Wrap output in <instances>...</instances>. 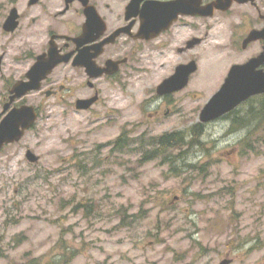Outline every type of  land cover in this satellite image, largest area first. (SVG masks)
Returning a JSON list of instances; mask_svg holds the SVG:
<instances>
[{"label":"rangeland","instance_id":"rangeland-1","mask_svg":"<svg viewBox=\"0 0 264 264\" xmlns=\"http://www.w3.org/2000/svg\"><path fill=\"white\" fill-rule=\"evenodd\" d=\"M59 2L45 0L47 19ZM13 3L23 0H0V22ZM11 42L0 33V52ZM217 45L206 46L190 80L186 108L193 122L219 88L223 67L227 72L253 51ZM13 62L9 54L0 74V110L10 74L26 66ZM157 78L145 75L143 83ZM66 82L64 100L40 92L24 97L38 117L20 140L0 149V264H264V123L245 143L246 129L212 122L202 147L173 148L169 162L163 155L143 162L153 139L175 129L138 123L150 118L139 91L99 79L100 101L76 111L79 90ZM263 100H255V111ZM121 134L124 143L116 146ZM28 149L36 161L26 159ZM184 149L186 159H177Z\"/></svg>","mask_w":264,"mask_h":264},{"label":"flooded vegetation","instance_id":"flooded-vegetation-1","mask_svg":"<svg viewBox=\"0 0 264 264\" xmlns=\"http://www.w3.org/2000/svg\"><path fill=\"white\" fill-rule=\"evenodd\" d=\"M60 1L62 4L59 2L50 20L47 19L48 4L45 0H23L22 4H11L0 22L1 35L14 43L13 46L11 42L9 46L1 47L0 74L6 67L9 54L15 65L23 66L22 62L26 65L10 74L12 82L6 85L1 109L9 101L12 86L17 81L27 80V72L38 56L47 58L55 50L62 55L68 54V60L53 67L41 80L39 90L14 100L10 107L29 105L24 97L34 92L64 100L71 89L67 80L75 82V92L79 90L80 96L75 101L96 97L89 108L75 109L90 111L102 97V90L96 82L102 79L113 89L139 91L143 97L138 103L141 111L150 116L147 122L139 121V124L164 123L170 124L171 129H188L192 126L205 128L209 123L223 121L229 128L240 130L256 128L264 123L252 119L255 100L264 97V93L248 97L232 110L206 123L198 118L193 122L192 113L186 108L191 77L201 69L199 67L205 59L203 53L210 41L214 46L217 43V46H227L235 52L253 50L233 64H243L264 52V38L244 42L252 30L264 28V0H232L225 8L216 7V0ZM12 10L16 16L12 27L6 28L5 22ZM227 39L229 43L226 45ZM191 62L196 68L181 89L159 93L157 87L174 74L177 66ZM85 64L93 66V71H102V74L91 76ZM57 67H61L62 72L55 76L53 71ZM229 68L226 72L223 67L218 87L224 82ZM257 69H264V62ZM149 74L158 76L153 85L143 83L145 75ZM132 79L140 87L135 88L130 81ZM201 108L197 111L198 116ZM35 109L38 112V107ZM230 115H234V120L228 117Z\"/></svg>","mask_w":264,"mask_h":264},{"label":"water","instance_id":"water-1","mask_svg":"<svg viewBox=\"0 0 264 264\" xmlns=\"http://www.w3.org/2000/svg\"><path fill=\"white\" fill-rule=\"evenodd\" d=\"M36 1V0H31ZM72 0H65L66 3ZM232 0H216L215 6L225 8ZM244 2L246 0H237ZM16 14L12 10L5 22V27H12V21ZM264 38V28L252 30L244 42ZM69 55H62L55 50L51 51L49 57L38 56L36 62L27 72V80L17 81L11 88L9 101L3 105L0 114L4 115L0 120V149L9 143L16 142L24 135L25 130L29 129L37 118V112L32 105H21L10 107L14 100L21 98L32 90H39L41 80L44 79L61 61H67ZM264 62V52L258 56L248 59L243 64H234L230 67L227 76L220 88L210 96L199 113V120L207 122L236 107L248 97L264 93V69H257ZM86 70L91 76L96 77L102 71H93V66L85 64ZM196 66L194 62L187 65L177 66L176 71L166 78L158 87L159 93L181 89L188 76L194 72ZM49 93L46 91V95ZM96 100L93 96L89 99H78L75 101L76 109H87ZM25 157L28 161L34 162L38 157L31 151L26 150ZM230 259H223L219 264H228Z\"/></svg>","mask_w":264,"mask_h":264},{"label":"trees","instance_id":"trees-1","mask_svg":"<svg viewBox=\"0 0 264 264\" xmlns=\"http://www.w3.org/2000/svg\"><path fill=\"white\" fill-rule=\"evenodd\" d=\"M264 116V100L261 102V106L258 108L257 111L252 112V119L257 120L260 119L259 117ZM230 119L234 120V115L228 116ZM263 124V123H262ZM262 124H259L257 127H261ZM234 130H239L237 128H232ZM253 129L256 128H247V133L245 138L242 140V142H247L250 133ZM204 133V128L202 126H192L188 129H176L169 132H164L159 136H156L153 139L152 147L150 150H148L145 155L142 157L143 162L152 160L155 158L162 156V162H169L172 160V155L167 153V151L177 148L181 149L183 146H186V148H195V147H202L203 141L201 140V137ZM124 134H121L118 136L115 140L116 146H121L124 143L123 139ZM166 152V153H165ZM183 152H186V149L179 151L178 154L175 156L177 159H186V157L183 156ZM165 153V154H164ZM185 164L193 166L194 163L186 162ZM69 259H66L65 262H68ZM34 261H31V264H34ZM40 264V263H37Z\"/></svg>","mask_w":264,"mask_h":264}]
</instances>
